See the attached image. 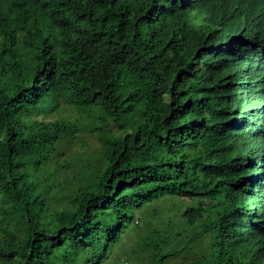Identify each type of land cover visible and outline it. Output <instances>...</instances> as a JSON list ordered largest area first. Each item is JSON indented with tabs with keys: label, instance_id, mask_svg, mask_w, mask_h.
<instances>
[{
	"label": "trees",
	"instance_id": "16d2710c",
	"mask_svg": "<svg viewBox=\"0 0 264 264\" xmlns=\"http://www.w3.org/2000/svg\"><path fill=\"white\" fill-rule=\"evenodd\" d=\"M131 233L141 264H264V0H0V264Z\"/></svg>",
	"mask_w": 264,
	"mask_h": 264
},
{
	"label": "rangeland",
	"instance_id": "374dc122",
	"mask_svg": "<svg viewBox=\"0 0 264 264\" xmlns=\"http://www.w3.org/2000/svg\"><path fill=\"white\" fill-rule=\"evenodd\" d=\"M70 114L71 112H68L65 115L67 118H69ZM58 116H61V115H58ZM58 116H55L54 118H49V119L53 120L55 118H58ZM87 143L93 148L94 143L92 141L86 142V146H87ZM85 150L87 151L88 149H85ZM190 204H192V201H188V200H180V201L173 200V201H166V202L160 201L156 206L154 205V207H152L154 210H158V214L155 212V215L152 218L158 223L161 221L162 224L165 225V227H167V225L169 224L168 228L172 224L173 226L170 227V231L171 233H175L178 230H181L182 228H184L183 223L185 221L183 220L181 216V211L183 210V208H185L186 206H189ZM164 210L168 211L169 213L163 217L164 219H162L161 214ZM140 225L142 226L143 223H141ZM133 227L134 226H132V228ZM188 232H190V234L188 233V237H192L193 235H195V232L193 230H188ZM138 237L139 236L137 234H133V233L127 236L125 240L123 241V243L117 248V252H115V255L110 261V264H141L140 261H135L134 259H130V258H133L131 256V252L134 253L135 246H133V244L139 240ZM190 258H191L190 256L186 260L184 259V257L170 258L167 261V264H185L184 262L188 261Z\"/></svg>",
	"mask_w": 264,
	"mask_h": 264
}]
</instances>
